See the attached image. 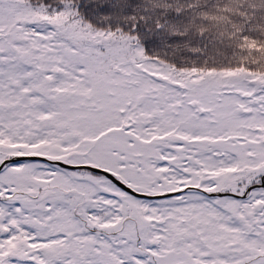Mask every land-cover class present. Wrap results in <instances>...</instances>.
Listing matches in <instances>:
<instances>
[{
  "label": "snow or ice",
  "instance_id": "6c2138e0",
  "mask_svg": "<svg viewBox=\"0 0 264 264\" xmlns=\"http://www.w3.org/2000/svg\"><path fill=\"white\" fill-rule=\"evenodd\" d=\"M0 264H264V0H0Z\"/></svg>",
  "mask_w": 264,
  "mask_h": 264
}]
</instances>
